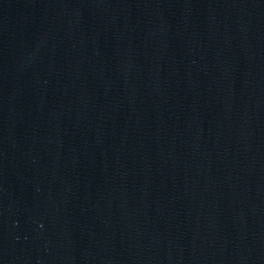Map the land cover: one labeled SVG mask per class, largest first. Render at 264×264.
Masks as SVG:
<instances>
[{
    "label": "water",
    "instance_id": "1",
    "mask_svg": "<svg viewBox=\"0 0 264 264\" xmlns=\"http://www.w3.org/2000/svg\"><path fill=\"white\" fill-rule=\"evenodd\" d=\"M0 264H264V0H0Z\"/></svg>",
    "mask_w": 264,
    "mask_h": 264
}]
</instances>
